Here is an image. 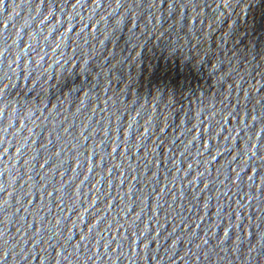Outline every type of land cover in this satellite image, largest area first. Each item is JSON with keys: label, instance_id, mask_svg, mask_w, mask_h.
Instances as JSON below:
<instances>
[{"label": "water", "instance_id": "95a60500", "mask_svg": "<svg viewBox=\"0 0 264 264\" xmlns=\"http://www.w3.org/2000/svg\"><path fill=\"white\" fill-rule=\"evenodd\" d=\"M230 2L0 0V264H264V0Z\"/></svg>", "mask_w": 264, "mask_h": 264}, {"label": "snow or ice", "instance_id": "6c2138e0", "mask_svg": "<svg viewBox=\"0 0 264 264\" xmlns=\"http://www.w3.org/2000/svg\"><path fill=\"white\" fill-rule=\"evenodd\" d=\"M43 2V0H41ZM224 4L227 7H233V4L230 2V0H224ZM120 4L117 3V7H119ZM143 45H138L137 50L142 47ZM136 50V52H137ZM114 56V62L112 63L111 67L109 68V72L112 73V76L114 74L124 75L125 74V67L128 66L129 69L134 68L136 63L138 62L139 57L138 56H132L128 58L127 62L124 60H121L119 56L116 54H113ZM255 119V117H253ZM264 130V129H262ZM255 145L253 144V148ZM262 152H264V147L261 149ZM252 155L255 156V152H252ZM261 159L264 160V155L261 156ZM95 255V254H94Z\"/></svg>", "mask_w": 264, "mask_h": 264}]
</instances>
